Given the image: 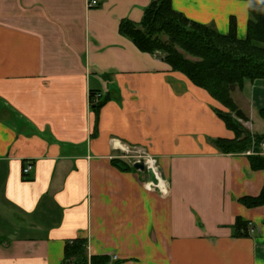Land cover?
Returning <instances> with one entry per match:
<instances>
[{
  "label": "crops",
  "instance_id": "obj_1",
  "mask_svg": "<svg viewBox=\"0 0 264 264\" xmlns=\"http://www.w3.org/2000/svg\"><path fill=\"white\" fill-rule=\"evenodd\" d=\"M98 1L0 0V210L12 217L0 264H63L75 239L108 264H264V205L240 201L261 194L264 171L218 149L234 132L207 91L120 32L154 0ZM172 4L247 37L244 0ZM137 156L156 159L162 183Z\"/></svg>",
  "mask_w": 264,
  "mask_h": 264
},
{
  "label": "trees",
  "instance_id": "obj_2",
  "mask_svg": "<svg viewBox=\"0 0 264 264\" xmlns=\"http://www.w3.org/2000/svg\"><path fill=\"white\" fill-rule=\"evenodd\" d=\"M249 5L250 18L247 37L239 39L236 22L232 19L228 34H221L215 27L193 21L176 11L172 0H154L145 10L140 23L123 21L120 32L141 51L159 55L173 71L184 74L195 86L200 87L225 107L226 112L214 108L234 138L215 141L224 153L243 154L249 150L252 169L264 171V154L261 145L263 134H252L240 120L246 121L244 111L238 108L232 86L245 89L246 83L264 80V0H244ZM95 92H91L92 103ZM264 121V106L259 108ZM233 113L236 118L233 117ZM127 169L131 166L123 165ZM248 207L264 205V187L257 197L240 200ZM237 228L246 230L247 223L237 219ZM247 235V231L240 232ZM88 242L75 239L66 245L63 264H108L105 256H90Z\"/></svg>",
  "mask_w": 264,
  "mask_h": 264
},
{
  "label": "rangeland",
  "instance_id": "obj_3",
  "mask_svg": "<svg viewBox=\"0 0 264 264\" xmlns=\"http://www.w3.org/2000/svg\"><path fill=\"white\" fill-rule=\"evenodd\" d=\"M259 89H264V85H262V83H255V85H254V84L248 82V83H246L245 89H240V87H235V89L233 90V93H232L233 99H234L235 103L237 104L238 108L241 109L242 111H244V114L246 116V121L240 120V122H242L244 124V126L252 134H255V135L264 133V121L260 117L259 112H258L260 105L259 104H256V105L253 104L255 102L254 95H255V93L259 92L258 91ZM260 92H261V90H260ZM98 102H99V100L96 103H98ZM218 106H219L218 107L219 110H223L226 112L225 107L222 106L220 103ZM233 117L236 118L234 113H233ZM262 144H264V143H262ZM261 148H262V153H263L264 152V146L261 145ZM249 151H251V150H249ZM251 154H254V153H251ZM146 157L150 158V159H154V158H151L148 156H146ZM146 157L137 156L135 158V160H137L139 158H141V159L146 158ZM133 159H134V156H133ZM135 162L136 161H134V163ZM132 166H134V164H132ZM160 182H161V180H160ZM2 211H4V210L2 209ZM2 211L0 210V225L3 226L4 228H7V227L11 226L10 224L12 223L11 222L12 217L9 214L3 213ZM6 217H10L11 219L6 220ZM7 223L8 224L10 223V224L8 225Z\"/></svg>",
  "mask_w": 264,
  "mask_h": 264
},
{
  "label": "water",
  "instance_id": "obj_4",
  "mask_svg": "<svg viewBox=\"0 0 264 264\" xmlns=\"http://www.w3.org/2000/svg\"><path fill=\"white\" fill-rule=\"evenodd\" d=\"M235 87L232 86V90H234ZM134 168L137 170H140L142 172L147 171L148 176H149V180L155 184V185H159L160 180L156 174V171L153 168H147L146 167V160L144 158L138 160L137 162L134 163Z\"/></svg>",
  "mask_w": 264,
  "mask_h": 264
},
{
  "label": "built area",
  "instance_id": "obj_5",
  "mask_svg": "<svg viewBox=\"0 0 264 264\" xmlns=\"http://www.w3.org/2000/svg\"><path fill=\"white\" fill-rule=\"evenodd\" d=\"M98 4H99V1H98V0H88V6H90V7L98 6ZM98 100H99V98H98V99H95V96H94V98H93V102L96 103ZM262 146H264V144H262ZM251 153H253L252 150L246 152L247 155H249V154H251ZM263 154H264V152H263ZM140 159H141V158H139V159H137V160H135V161L137 162V161L140 160ZM144 159L146 160V167H147V168H153V167L156 166V164H157L156 159H153L154 163L152 164V165H153V167H152L150 164H148L149 160H151V159H150V158H144ZM32 167H33V165H32L31 163H29V164L24 168V175H25V176H27V175L31 172ZM154 170H155V168H154ZM89 264H90V263H89Z\"/></svg>",
  "mask_w": 264,
  "mask_h": 264
},
{
  "label": "bare ground",
  "instance_id": "obj_6",
  "mask_svg": "<svg viewBox=\"0 0 264 264\" xmlns=\"http://www.w3.org/2000/svg\"><path fill=\"white\" fill-rule=\"evenodd\" d=\"M153 163H154L153 159L149 160V162H148V164H150L152 167H153V165H152ZM154 168H155V171H156V166H154L153 169ZM156 174H157V171H156Z\"/></svg>",
  "mask_w": 264,
  "mask_h": 264
}]
</instances>
